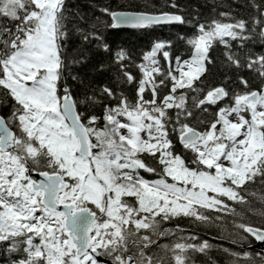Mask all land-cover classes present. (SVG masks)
I'll list each match as a JSON object with an SVG mask.
<instances>
[{
	"label": "snow or ice",
	"instance_id": "6c2138e0",
	"mask_svg": "<svg viewBox=\"0 0 264 264\" xmlns=\"http://www.w3.org/2000/svg\"><path fill=\"white\" fill-rule=\"evenodd\" d=\"M254 243L264 0H0V264H264Z\"/></svg>",
	"mask_w": 264,
	"mask_h": 264
},
{
	"label": "trees",
	"instance_id": "16d2710c",
	"mask_svg": "<svg viewBox=\"0 0 264 264\" xmlns=\"http://www.w3.org/2000/svg\"><path fill=\"white\" fill-rule=\"evenodd\" d=\"M74 3L80 5L82 8H87L88 6V0H73ZM101 2H105V0H101ZM112 3L115 4H121L127 2V0H111ZM132 3L135 4H154V3H160L161 0H131ZM230 2V0H229ZM171 31H177V29H171ZM169 32V29H157L156 34L157 35H166ZM111 39L117 43L120 44L121 42H126L128 44L136 43V44H143L146 40L145 37H139V34H133V30L131 29H113L110 32ZM184 226V225H182ZM225 246H228V244L225 242ZM253 249L256 251H259L257 248H255V243L253 244ZM218 264H224V259L222 256H217Z\"/></svg>",
	"mask_w": 264,
	"mask_h": 264
},
{
	"label": "water",
	"instance_id": "95a60500",
	"mask_svg": "<svg viewBox=\"0 0 264 264\" xmlns=\"http://www.w3.org/2000/svg\"><path fill=\"white\" fill-rule=\"evenodd\" d=\"M255 248H257L258 250H260L261 247H264V244H259V243H255Z\"/></svg>",
	"mask_w": 264,
	"mask_h": 264
}]
</instances>
